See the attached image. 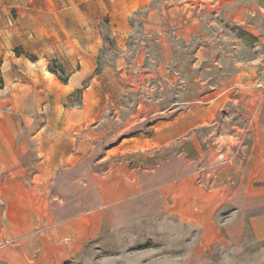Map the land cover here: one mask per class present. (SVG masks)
I'll list each match as a JSON object with an SVG mask.
<instances>
[{"label":"rangeland","instance_id":"obj_1","mask_svg":"<svg viewBox=\"0 0 264 264\" xmlns=\"http://www.w3.org/2000/svg\"><path fill=\"white\" fill-rule=\"evenodd\" d=\"M38 13L0 4V127L10 122L20 135L25 124L74 123L70 112L84 108L94 114L95 130L79 152L96 163L121 137L149 135L153 122L225 92L215 125H194L166 146L120 156L153 163L195 154L216 145L220 133L247 142L238 129L250 119L245 100L253 98L255 107L261 102L255 83L264 82V0H148L119 21ZM81 26L97 27L101 35L89 66L75 64L85 47L63 43L57 33ZM111 27L125 30L123 39L117 41ZM60 67L69 77L83 76L70 92L62 89ZM193 231L173 218L150 219L100 236L64 264H176L187 247L182 239ZM197 264H264V239L246 227L237 247L213 244Z\"/></svg>","mask_w":264,"mask_h":264},{"label":"crops","instance_id":"obj_2","mask_svg":"<svg viewBox=\"0 0 264 264\" xmlns=\"http://www.w3.org/2000/svg\"><path fill=\"white\" fill-rule=\"evenodd\" d=\"M147 1L0 0V4L24 14L37 11L40 16L119 21ZM61 31L57 29L65 36L63 43L85 47L75 64L91 65L101 36L98 28L64 27ZM111 34L120 41L126 32L111 27ZM76 73L61 83L66 92L83 79ZM260 91L257 107L253 98L245 100L250 119L238 130L245 131L247 142L220 133L214 146H200L195 154L180 152L153 163L131 162L120 155L166 146L194 125H215L226 93L204 105L189 106L173 119L153 122L149 135L121 137L96 161L99 167L79 152L95 130L90 126L94 114L84 108L70 112L74 123L36 128L25 124L20 135L10 122L0 127V260L64 264L102 235L159 217L173 218L194 230L182 239L187 247L176 264H197L213 244L237 247L246 227L264 239V113L263 120L258 117L264 112V87Z\"/></svg>","mask_w":264,"mask_h":264},{"label":"trees","instance_id":"obj_3","mask_svg":"<svg viewBox=\"0 0 264 264\" xmlns=\"http://www.w3.org/2000/svg\"><path fill=\"white\" fill-rule=\"evenodd\" d=\"M52 61H53V60H52ZM51 71H52L53 73L56 74V72H55L54 70L51 69ZM59 71H60L61 73L65 74V76H64V77L58 76V79H59L62 83H67L69 75L66 74V72H65V70H64L63 67H60V68H59Z\"/></svg>","mask_w":264,"mask_h":264},{"label":"built area","instance_id":"obj_4","mask_svg":"<svg viewBox=\"0 0 264 264\" xmlns=\"http://www.w3.org/2000/svg\"><path fill=\"white\" fill-rule=\"evenodd\" d=\"M255 85L257 87H264V83L262 82V80H257V82L255 83Z\"/></svg>","mask_w":264,"mask_h":264}]
</instances>
